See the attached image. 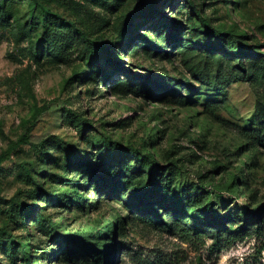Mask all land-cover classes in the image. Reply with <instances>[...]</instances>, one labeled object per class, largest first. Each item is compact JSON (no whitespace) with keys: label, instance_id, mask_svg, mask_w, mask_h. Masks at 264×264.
Here are the masks:
<instances>
[{"label":"rangeland","instance_id":"374dc122","mask_svg":"<svg viewBox=\"0 0 264 264\" xmlns=\"http://www.w3.org/2000/svg\"><path fill=\"white\" fill-rule=\"evenodd\" d=\"M262 126L264 0H0V264H264Z\"/></svg>","mask_w":264,"mask_h":264},{"label":"trees","instance_id":"16d2710c","mask_svg":"<svg viewBox=\"0 0 264 264\" xmlns=\"http://www.w3.org/2000/svg\"><path fill=\"white\" fill-rule=\"evenodd\" d=\"M194 13L196 14L198 20L201 22V24L203 25L204 29L212 34L213 33V29L210 27L208 21L202 16L200 15V13L198 12V10H194ZM219 47H221V45H218L217 46V49H219ZM108 51L107 52V55L110 57V60L112 62V66L113 67H117L119 68L121 71L129 74L130 73V67L129 66H124L121 62L120 59H114L113 60V56H112V53H111V49L109 47L106 48ZM139 76L140 77V74H137L136 77ZM253 133V139L255 140V142H257L259 145H261L263 148H264V126L260 127L259 129H256V130H253L252 131ZM158 171H159V166L158 164H153L151 165L150 167V171H149V180L152 181L153 177H158L159 174H158ZM158 189L165 191V190H168V186L167 184L164 186V184L161 183V185H158L157 186ZM147 186H145L144 188H142V190L140 191V194H139V199L140 201L146 206L147 205V201H148V196L150 195V192L147 191ZM262 211H264V205L263 206H260L257 210H256V213L259 214L261 213ZM210 215V214H208ZM241 235V234H239ZM96 252L95 254V257H98L99 259H101L102 261L103 260H106V258L108 257V253H105L103 255H101L98 250H93Z\"/></svg>","mask_w":264,"mask_h":264}]
</instances>
